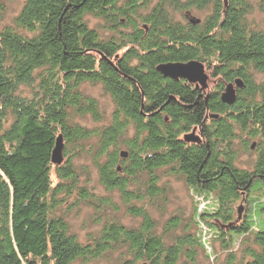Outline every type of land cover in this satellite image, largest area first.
<instances>
[{"label": "trees", "instance_id": "trees-1", "mask_svg": "<svg viewBox=\"0 0 264 264\" xmlns=\"http://www.w3.org/2000/svg\"><path fill=\"white\" fill-rule=\"evenodd\" d=\"M154 1L23 0L0 28V264L94 263L113 254L121 264H200L199 221L216 232L224 264H264V84L255 82L264 75V0ZM192 9L209 13L186 24L173 16ZM255 10L260 25L249 19ZM192 61L225 86L204 94L156 70ZM236 80V101L223 104L219 91ZM86 85L110 99L108 115ZM85 119L98 127L78 123ZM194 129L200 141H185ZM58 137L63 162L54 166ZM251 139L255 164L239 168ZM81 159L100 187L132 203L138 226L103 222L86 243L70 232L66 218L80 205L111 208L93 193ZM166 176L210 200V209L158 225L148 208L165 210ZM250 195L251 214L240 223L233 206Z\"/></svg>", "mask_w": 264, "mask_h": 264}, {"label": "rangeland", "instance_id": "rangeland-1", "mask_svg": "<svg viewBox=\"0 0 264 264\" xmlns=\"http://www.w3.org/2000/svg\"><path fill=\"white\" fill-rule=\"evenodd\" d=\"M0 2L3 3L0 4V6L2 5L0 9H4L3 16L0 17V20H2V22H0V28H1L4 25L11 24L12 20L19 13L23 0H12L10 2H7V0H0ZM208 13L209 11L207 10L200 11V10L192 9L189 12H181V13L173 14V16L177 21L186 24V23H197L198 21L202 22L207 17ZM249 19L252 22L260 25L263 17L257 12V10H255L249 16ZM194 20H196L197 22H195ZM87 21L90 26H96L98 24V21L91 16L87 17ZM202 66H203L204 74L207 76V80H206L207 89L204 92V94L215 91L220 83H223V87L225 86V82L222 81L221 78L211 76L212 70L208 69L206 64ZM255 82L257 84H264V75L256 74ZM233 85H234L233 87L236 88L235 82H233ZM199 86L201 87V91H202V86L201 85ZM84 87L85 88L83 90H85L86 94H88L90 97L94 98L97 101L100 112L108 115L113 107L110 99L103 93L101 88H99L98 86L90 87L88 85ZM222 89L219 91L220 101H221V95L224 92V90L222 91ZM237 90L238 89H236V91ZM235 101H236V97H235ZM78 123L86 128H93L95 126L98 127L97 123H94L91 119L81 120ZM188 135L198 138V140L200 141L199 133L197 129H194ZM186 136L187 135H185L184 137ZM255 141L256 140H252V139L249 141L250 142L249 144L252 145L251 147L253 148L249 149L248 152L246 153H242L241 151L239 152L238 161H237V166L239 168L252 170L257 157V152H256L257 147H254L253 144ZM236 145H238V143H236ZM51 163L52 165L56 166L55 164H53L52 161ZM77 163L87 168V171H85L84 174H86V177H90L89 186L92 187L90 188L92 189L93 193H95V195L98 197L107 199L110 203L109 206L111 208L104 209V211L102 210L103 211L102 212L99 210L97 211L96 208L93 207L80 205V207L77 210H74L66 218L70 232L75 234L81 243H86L92 239H96L99 237L103 227V222L105 223L116 222L128 228H133L138 226L141 219L133 217L128 213V207L132 203L130 205H125V203L120 198V194L117 191L114 190L107 192L102 187H100L99 183L97 182L98 177L95 174V172L92 170V166L89 160L81 159ZM52 178H53L52 180L55 179L54 176ZM164 180L165 182L168 183L167 203L164 206L165 210L163 212H158L157 210L148 208V210L151 213L150 214L151 217L158 223V225L161 226L164 222H166L169 218H171L174 215L183 219V222H189L191 221V217L193 216L195 210H197V212L203 213L204 211H207L209 207L212 206L210 200H206L204 199L203 195H198L195 192H193V190L190 189V187H188L183 180H177L170 176L164 177ZM262 194H264V191L262 192ZM252 199L255 200L256 197L254 195L253 196L250 195L249 197L245 196L244 198L239 199L235 203L232 209L234 214L233 218H235L237 216V213H239L241 215V219L239 218L240 220H238L240 221V223L241 222L244 223L245 220L249 219V216L251 214L250 209L252 208V202L250 201ZM239 207L242 208L241 211ZM197 229L200 230L203 241L206 244L205 246L206 250L204 254L206 255V257L205 256L201 257L200 264H208L206 259L208 255H210V258L208 259L210 264H224L223 261L226 252L222 251L220 248L221 245L217 243V239L215 237L216 232L211 228H208V226L201 221L198 222L196 230ZM194 230L195 228L191 229V231ZM180 233L182 232L180 231ZM241 240L242 237L237 238L234 245L235 258H237L238 261H240L243 258V256L241 255V249L238 248L239 246H241L240 245ZM208 241L211 243L212 250L209 249V246L207 244ZM121 260L123 259L120 258L119 255L113 254L108 259H99L94 263H84L81 261H76L72 264H121L120 262Z\"/></svg>", "mask_w": 264, "mask_h": 264}, {"label": "water", "instance_id": "water-1", "mask_svg": "<svg viewBox=\"0 0 264 264\" xmlns=\"http://www.w3.org/2000/svg\"><path fill=\"white\" fill-rule=\"evenodd\" d=\"M196 22V21H195ZM156 70L163 75L164 77L171 78L172 80L184 79L190 84H195L196 87L202 86V90L207 89V76L204 74L203 66L201 63L197 61L188 62L185 64H174V65H161L156 68ZM236 88L233 87V84H229L226 86L224 92L221 95V102L227 105H232L235 101L236 89L243 88V84L241 80L235 81ZM187 142H198V138H195L191 135H187L185 138ZM62 139L58 137L56 139L52 155L51 161L55 165H60L63 161L62 157ZM253 148V147H251ZM123 157H126L125 153L121 154ZM242 208H240V211ZM238 218H240V214L238 213ZM147 264V263H142Z\"/></svg>", "mask_w": 264, "mask_h": 264}]
</instances>
